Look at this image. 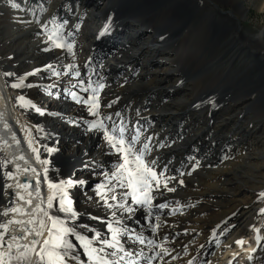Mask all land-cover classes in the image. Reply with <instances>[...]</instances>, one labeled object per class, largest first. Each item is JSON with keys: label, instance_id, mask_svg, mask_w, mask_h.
Wrapping results in <instances>:
<instances>
[{"label": "bare ground", "instance_id": "bare-ground-1", "mask_svg": "<svg viewBox=\"0 0 264 264\" xmlns=\"http://www.w3.org/2000/svg\"><path fill=\"white\" fill-rule=\"evenodd\" d=\"M61 1L63 0H13L21 9H25L20 11L10 7L9 0H0V11L4 9L9 15L7 25H1L3 16H0V41H4L13 54L12 60H5L4 52L0 50V161L11 162L6 169L0 170V213L9 207L10 203L11 207L19 206L26 213L25 215L9 213L7 217L0 215V223L8 219L26 221L32 214V208L40 200L34 186L28 190L17 187V184H22L21 177H25V182L34 178L33 173L25 172L24 169L40 170L42 167L28 146L26 138L30 134L33 137L46 136V139H40L39 142L55 146L57 151L52 154L51 159L53 166L59 170L60 178L72 177L86 182L69 190L71 197L77 196V199L73 200L74 207L77 204L81 208L82 202L91 196V192L86 193V188L88 189L89 185L94 189L95 184L100 181L99 169L109 167L116 159L109 154L98 132L86 131L82 125L76 129L69 125L67 115L72 114L73 117L80 115L83 119L88 115L84 106L81 104L78 106L70 95L56 100L58 93L64 94L65 89L75 90L72 85L76 80L71 75H64L62 72L56 77L47 71L40 83L43 86L42 90L32 89L33 87L28 89L8 87L18 77L32 72L39 66L38 52L41 44L45 45L43 44L45 36L42 34L39 37L40 35L36 33L37 28L44 25L47 20L52 25L54 22L67 20L66 29L74 31L76 41L74 49H77L78 54L75 53L73 58L59 49L52 48L53 51L47 52V64L53 67L56 64L63 65V70L65 66L75 64L81 73V79L86 78L87 72L95 81L104 83L105 87L100 90L102 114L116 111L122 114L128 110L129 117L126 120L130 124H136L138 121L140 126L146 129L144 135L152 136L151 155L158 158L159 166L167 165L168 175L177 176L184 181L182 186L175 182L170 185L175 186L176 191L164 193V199L158 201L164 202L166 199L169 209L178 207L176 201H179L180 208L174 215H169V209L159 213L161 226L155 240L157 243L164 242L163 246L169 251V256L164 258L163 264H188L189 260H194L196 264H237L235 257L232 258L234 254L231 253L235 246H238L240 251L244 248L239 254L242 263L244 255L254 254L250 251L255 245L254 240L248 238L243 224L248 223L252 226L250 235L257 227H260L259 235L264 234L263 213L260 212L259 217L252 221L255 214L253 198L264 186V117L259 120L251 119V110L246 105L247 99L231 103L228 94L234 91L233 87H227L222 91L205 90L196 97L188 89V84L183 83L189 75L182 68L184 66L179 69V75L182 77H175L170 70L177 61L173 55L181 48L180 39L184 33L195 22L208 19L212 37L210 39L225 36L222 43L219 42L222 48L221 60L254 61L248 81L245 79L246 85H249L248 90L251 91L252 97L262 99L263 103L264 25H242L240 19L244 18L247 10L242 0H103L102 3H99L100 0H71L73 1L69 6L71 9L68 10L67 6L68 12L59 17L61 12L56 11L61 7ZM224 2L232 6L231 10L227 11L229 16H221L224 11L218 3ZM263 6L264 0L258 8L262 9ZM99 7L100 11L96 12ZM27 9L33 10V13L30 14ZM83 14L84 17L81 19ZM36 16L39 17V24L21 23L17 19L19 17L24 21L35 20ZM109 17L122 20L112 23ZM163 20L166 22L164 26L158 24V21ZM78 22L82 24L76 30L74 25ZM105 25H109L106 32ZM244 27L249 30H244ZM251 27L257 28L253 31ZM26 33L33 37V34H36L38 41L26 39L27 41L23 42ZM109 42L114 44L102 52H96L97 46H104ZM86 47L94 50L93 56L106 55L105 60L99 65L98 61L93 59L80 66L79 63L86 56ZM22 60L25 61L23 62L25 70L19 72L13 67H19ZM116 61L117 66L108 69L106 66L98 71L107 63ZM151 64H155L153 69L149 68ZM160 65H164L163 68H160ZM136 68L139 72L134 73ZM167 71H170L172 77L165 74ZM5 72L14 75L6 77ZM100 74L102 79L98 80ZM111 74L118 75L117 79L111 77ZM33 76H28L25 83L33 86L39 84L38 79L35 80ZM245 80L242 78L236 81L243 85ZM53 85L55 87H52ZM62 90L64 91L61 92ZM21 94L34 104L36 99L38 103L36 107L43 110L44 115L34 110L25 112L19 107L15 97ZM220 98L223 101H218ZM112 101L115 103L111 108L104 107ZM163 113H166V118ZM150 119L153 122L149 126L147 123ZM36 125L42 126L44 132L37 134ZM209 127L213 128L210 132ZM69 139L71 142H68ZM191 139H195L197 145L189 142ZM200 145L202 149H198ZM226 147L228 149L225 152L223 149ZM44 155L42 152L41 159ZM225 156L228 158L225 159ZM194 160H199L200 166L192 170L190 165ZM87 162H95L96 168L94 169L91 164L87 168L84 167ZM5 170L14 173L8 182L12 187L7 190V197L4 196L3 189V185L7 183L2 175ZM188 171H191V175L178 176V172ZM84 172V177L87 178L79 176V173ZM50 175L56 173L50 172ZM29 191L32 193L31 197ZM16 192L24 199L16 197ZM93 193L97 209L88 210L89 213L84 210L79 214L76 223L78 224L81 218L90 220V216L99 217L100 219L88 225L103 233L104 225L100 221L107 218V213L102 204L97 203L95 192ZM47 194L46 186L42 184L41 196L46 199ZM30 198L31 205L26 203ZM133 217L136 219L129 220V223L133 224L128 226L136 228L139 232L143 226L144 213L138 210ZM137 221L140 223L137 224ZM235 221H239V225L234 224ZM217 225H220L219 229L216 228ZM24 227L27 225H10L9 234L20 235L22 234L20 229ZM224 228L228 231L223 235L220 244L214 238L211 240L214 229L216 239H219ZM144 234L153 238L149 232ZM31 239L29 236L21 243ZM238 239L243 243L236 244L235 241ZM124 243L126 247L134 250L140 247L127 240H124ZM243 244L245 247H241ZM77 250L80 252L81 260L87 264L82 250L79 248ZM173 256L176 257L175 260H172Z\"/></svg>", "mask_w": 264, "mask_h": 264}, {"label": "snow or ice", "instance_id": "snow-or-ice-1", "mask_svg": "<svg viewBox=\"0 0 264 264\" xmlns=\"http://www.w3.org/2000/svg\"><path fill=\"white\" fill-rule=\"evenodd\" d=\"M9 5L20 11L25 10L21 9L19 4L13 0H9ZM27 11L30 14L33 13L31 9H27ZM41 11H43L42 8ZM17 19L21 23L35 22L39 24L38 16L35 17V20L24 21L19 17ZM53 20L55 21L56 18ZM67 24L68 21L64 20L54 22L50 28L47 23L40 25L41 32L45 36L44 42L48 45L45 51L55 48L75 57V35L73 30L66 29ZM108 27L109 25H105V30ZM74 29L78 30L79 25H74ZM163 38L161 37V39ZM45 70L50 71L52 76L59 77L61 75L53 65L48 64L42 69H33L32 72L18 77L8 87L12 89L31 88L33 85L26 84V78ZM13 75L14 73L10 72L4 73L6 77ZM64 75H71L76 80V83L72 85L75 90L65 89V94L70 95L74 102L83 105L88 116L91 117L90 120L84 121L87 131L98 132L109 154L116 157L109 167L99 169L98 174L101 179L93 189L97 203L102 204L107 213V218L100 221L104 225V232L91 228L87 224L76 223L79 213L73 206L74 202L69 190L86 182L75 180L72 177L60 178L59 170L53 166L51 159L52 154L57 151L55 146L39 142L40 139H46V136L33 137L30 134L26 138L28 146L35 154L37 163L42 167L40 170L36 168L24 169L25 172L33 173L34 178L31 181L17 184V187L28 190L34 186L40 200L32 208V214L26 221L8 219L6 222L0 223V264H85V261L81 260L78 248L86 257L87 264H163L164 258L169 256V251L163 246L164 242H156L155 236L161 226L159 213L169 209V203L166 199L164 202L158 201L164 199V193L176 191L175 186H170L174 182L182 186L183 179L168 175V166H159L158 158L152 157L151 142L153 138L144 135L146 129L142 128L138 121L136 124H130L119 111L102 114L100 90L105 87L103 83L94 82L87 72L85 73L86 78L81 79V73L75 64L65 66ZM15 101L25 112L34 110L40 115H44L43 110L36 107L30 99L22 94L16 96ZM113 103L115 101L104 105V107L111 108ZM35 129L37 134L44 132L40 125H36ZM34 144L36 146H33ZM159 146L157 145V147ZM42 152L45 154L43 159H41ZM9 163L11 162L8 160L0 161V170L6 169ZM89 164L94 169L96 168L95 162H87L84 167L87 168ZM199 166V160H194L190 165L192 170ZM50 172L56 173V175H50ZM2 175L5 180H11L14 173L5 170ZM184 175H191V171L178 172L179 177ZM42 184L47 189L46 199L41 196ZM11 187L12 185L8 183L3 185L5 197L8 196L7 190ZM28 194L29 197L32 196L30 191ZM16 197L24 199L19 192H16ZM260 197H264V192L260 193ZM26 203L31 205L32 199H28ZM176 204L178 207L169 209V215L180 211L179 201H176ZM138 210H142L144 213L143 226L139 232L126 223ZM260 212L264 213V208H261ZM9 213L26 214L21 207L13 206L6 207L0 215L7 217ZM89 219L100 218L90 216ZM136 223L139 224L140 221ZM13 224H26L27 227L20 229L22 232L20 235L9 234V226ZM216 228L219 229L220 225H217ZM227 231L228 229L224 228L220 235H224ZM255 231L257 232L256 242L259 244L262 237L258 234L259 229ZM145 232L151 233L153 238H149L144 234ZM29 236L32 237L30 241L21 243ZM215 237L216 229L213 230L211 238ZM124 240L140 247L136 250L128 248ZM166 241L167 237H165ZM216 242L219 243L218 240ZM235 243L239 245L243 241L238 239ZM252 251L255 252L256 249L253 248ZM175 259L176 257L173 256L172 260ZM188 264H194V260H189Z\"/></svg>", "mask_w": 264, "mask_h": 264}, {"label": "rangeland", "instance_id": "rangeland-1", "mask_svg": "<svg viewBox=\"0 0 264 264\" xmlns=\"http://www.w3.org/2000/svg\"><path fill=\"white\" fill-rule=\"evenodd\" d=\"M74 1H76V0H74ZM242 1H243L244 6L247 8L244 18L243 17H241V19L239 18L242 25H244V24L255 25V26H262V24L264 25V6L262 9L258 8V7H260V4L262 3L263 0H250V1L249 0H242ZM72 2L73 1H71V0L61 1V7L59 8V10L56 11L57 13L61 12L60 13L61 15H59V17L63 16L66 12H68V10L71 9V8H69V6L72 5ZM102 2H103V0L99 1V3H102ZM218 4L221 7V9L224 11L223 15H221V16H229V13L227 11H230L232 6L228 2H224L223 4L222 3H218ZM67 6H68V10H67ZM104 8H106V10L109 11V9L107 7H104ZM100 9L101 8L99 7L96 12L100 11ZM6 15H8V14H6L4 9L2 11H0V16H3L1 25H7L9 23V21H8L9 15L8 16H6ZM83 17H84V14L81 16V19ZM111 20H112L111 21L112 23H114V22L116 23L117 21H121L122 19L113 17ZM107 22H105V23H107ZM46 23H47L49 28L52 27V23L49 22V20H47V22H45V24ZM195 23L189 28V30H187L184 33V35L180 39L181 48L179 50H177V52L173 55L177 58V61L175 64H173L171 66L172 69L170 71H173V73L175 74V77L176 76L182 77L179 75V73H180L179 69L181 66H184L182 68H184L185 72L189 73V75L184 79L183 83L188 84V86H187L188 89L191 90L192 94L194 93L193 95H196V97L198 96V94L200 92L205 91V90L209 91V90L219 89L222 91V90L226 89L227 87H233L234 91L228 94V96L231 98L230 102L231 103L232 102L233 103H239L240 100L247 99L246 105L251 110V114H252L251 119L252 120H259L260 118H263L264 117V109H263L264 108L263 107L264 102L262 103L263 100L262 99L259 100L256 97H252V95L250 93L251 91L248 90L249 85H246L247 81H248L247 79L250 76V69H251V66H253V64H254L253 63L254 61H252V62L250 60L243 61V59L241 61L235 60L233 62L229 61V60H223V59L221 60L220 55H221V49L222 48H221L220 43H222L225 36L210 39L212 37H211V31H210L209 26H208L210 24V21L208 19L199 20ZM81 24H82V22H78L79 26H81ZM158 24H161L162 26H164L166 24V22L164 20H163V22L158 21ZM38 28H37V32L36 31L35 32L37 33L38 36L40 35L39 37H41V35L43 33L40 30L41 27L39 26ZM255 28H257V27H251L250 29L254 31ZM7 30L11 31L10 29H7ZM244 30L248 31L249 28L244 27ZM106 31L107 30H105L104 32H106ZM27 34L28 33H26L25 40L23 42H26L27 41L26 39H28V40L29 39H36V41H38V39H37L38 37H36V34H33L34 37L29 35V34L27 35ZM250 37H252V35H250ZM212 41H213V43H212ZM43 44L47 45L45 42ZM113 44L114 43L109 42L107 45H104V46L99 45L96 47V52H102L105 49L111 47ZM45 45L41 44L42 47H40V51H39L40 53L38 52V58H37V60L39 62L38 68H41V69L44 68L45 65H48L47 64V58H48L47 52H49V50L45 51V48H47V46H45ZM0 50H1V52H4L3 57L5 60H12L13 59V54L8 50V46H6V44H4V41H0ZM50 50L53 51V49H50ZM74 50H75L74 52L77 55L78 54L77 49H74ZM94 53H95L94 50H91V48L86 47V56H85L84 60L81 63H79V65L80 66L84 65V64L88 63L89 60H93V59H96L98 61V64L100 65V63L105 60L106 55L103 57H98V56H93ZM44 58H46V59H44ZM41 59L43 60V62L41 61ZM23 62H25V61L22 60L19 64L20 65L19 67H13V68L17 71L25 70V68H24L25 65H23ZM57 63H59V62H57ZM56 65L54 68L56 69L58 67L57 68L58 70L57 69L56 70L59 71L60 73H62V72L64 73V70L62 67L63 65H59V66H56ZM154 65L155 64H151L149 66V68L153 69ZM106 66H107V69L111 68V67H115V66H117V61L115 63H109V64L107 63L104 67L98 69V71L105 68ZM163 66L164 65H160V68H163ZM170 71L165 72V74H168L172 77V75L170 74ZM46 72H47V70L41 71V72L36 73L33 76V78L35 80L38 79L37 81H39V84L36 83L32 89H34V88L40 89V90L43 89V86L40 85V83L43 81V78H44ZM137 72H139V69L138 68L134 69V73H137ZM111 75H112L111 77H116V79H117L118 75H116V76H114L113 74H111ZM101 78H102V75L100 74V77L98 80H101ZM242 78L244 80L245 79L247 80V81L245 80V83L243 85L237 83V81H236L237 79L240 80ZM91 79L94 82H96L93 78H91ZM108 83H110V82H108ZM244 85H246V86H244ZM23 89H28V88L26 87ZM63 91L64 90H62L61 92H63ZM65 96H66L65 93L64 94L58 93L56 100L59 98H64ZM216 97L218 98V95H216ZM218 101H223V99L220 98ZM190 102L192 103V101H190ZM35 105L36 106L38 105V103L36 102V99H35ZM79 105L80 104H78V106ZM84 113H86V112H84ZM127 113H128V110H126L122 113V115L125 119H128V117H129V115ZM76 114H79V113H76ZM73 116L74 115H72V114L67 115V118L70 120V122H68V123H70L69 125H71L75 129L78 126L82 125L81 127H83L87 131L86 124L84 121L90 120L88 115H86L87 118L85 116L84 119L80 115H78V116L75 115V117H73ZM163 116H165L164 118H166L167 117L166 113H163ZM113 119H115V117H113ZM152 122H153V120L150 119L147 124L150 126ZM211 130H213V128L209 127L208 132H210ZM71 139H69L68 142H71ZM189 142H192L195 145H197V141L195 139H191ZM180 147L183 149V145H181ZM184 147L186 148V146H184ZM202 148H203L202 145L198 146V149H202ZM227 149H228V147L224 148L223 150L226 152ZM79 176L83 177V178H87V177H84L85 172L81 173V174L79 173ZM87 181H89V180H87ZM8 182H10V181L7 180V183ZM87 187H88V189L86 188V191H87L86 193L91 192V196L87 200H84L82 202L83 205H81V208H80V205L78 207L77 204H75V207H74L75 210L77 209L76 211L79 214L83 213L84 210L87 213H89L88 210L92 209L95 211L97 209V207H95V199L93 197L94 196V193H93L94 190L89 185ZM261 192H264V186L261 188L259 193L256 194L253 198V200L255 202V214H254L252 221L256 220L257 216L260 215L259 209H261L264 206V197H260ZM71 198H72V200H76L77 196L71 197ZM9 207H11V203L9 204ZM132 218L134 220L136 219L134 217H132ZM94 222L95 221L93 219L87 220L85 218H81L80 222L78 224H87V225L89 224L90 225V223H94ZM129 222H130L129 220L126 221V223L129 226H131V224H133V222L132 223H129ZM234 224L239 225V221H237V222L235 221ZM249 225L250 224H248V223L245 225L243 224L242 227L245 228V230L247 231V234H248V235L247 234L246 235L248 236V238L251 239L250 233H251V230H253V228H252V226H249ZM263 226H264V224H263ZM241 236H243V235H241ZM214 239L216 241L218 240L219 241L218 244H220L223 241V235L219 239H216V237ZM211 240H212V238H211ZM241 247H245V245L243 244ZM243 249L244 248H242V251H243ZM238 252H240V250H239L238 246H235V250L231 253H233L235 255ZM239 254H237V256H235V261L237 260V262L241 258V255H239ZM233 256H232V258H233ZM194 264H196L195 261H194Z\"/></svg>", "mask_w": 264, "mask_h": 264}, {"label": "water", "instance_id": "water-1", "mask_svg": "<svg viewBox=\"0 0 264 264\" xmlns=\"http://www.w3.org/2000/svg\"><path fill=\"white\" fill-rule=\"evenodd\" d=\"M21 182H25V177H21Z\"/></svg>", "mask_w": 264, "mask_h": 264}]
</instances>
